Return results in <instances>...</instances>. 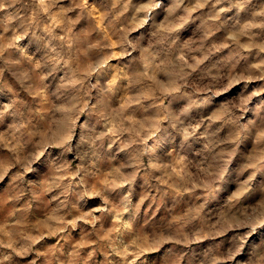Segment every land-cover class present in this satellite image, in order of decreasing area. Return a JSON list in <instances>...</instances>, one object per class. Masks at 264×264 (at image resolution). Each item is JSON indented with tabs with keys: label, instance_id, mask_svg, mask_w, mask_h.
<instances>
[{
	"label": "rangeland",
	"instance_id": "1",
	"mask_svg": "<svg viewBox=\"0 0 264 264\" xmlns=\"http://www.w3.org/2000/svg\"><path fill=\"white\" fill-rule=\"evenodd\" d=\"M0 264H264V0H0Z\"/></svg>",
	"mask_w": 264,
	"mask_h": 264
}]
</instances>
